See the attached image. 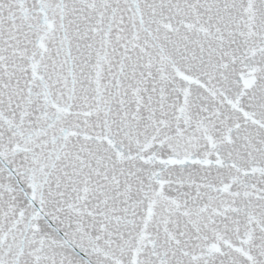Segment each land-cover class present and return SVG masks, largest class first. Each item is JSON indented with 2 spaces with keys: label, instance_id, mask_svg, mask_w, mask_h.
Instances as JSON below:
<instances>
[{
  "label": "snow or ice",
  "instance_id": "1",
  "mask_svg": "<svg viewBox=\"0 0 264 264\" xmlns=\"http://www.w3.org/2000/svg\"><path fill=\"white\" fill-rule=\"evenodd\" d=\"M0 264H264V0H0Z\"/></svg>",
  "mask_w": 264,
  "mask_h": 264
}]
</instances>
